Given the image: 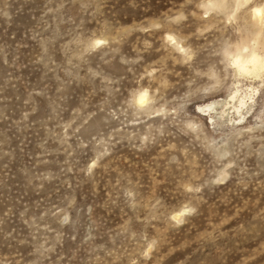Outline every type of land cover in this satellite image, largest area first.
I'll return each instance as SVG.
<instances>
[{"label":"clouds","instance_id":"9594fccd","mask_svg":"<svg viewBox=\"0 0 264 264\" xmlns=\"http://www.w3.org/2000/svg\"><path fill=\"white\" fill-rule=\"evenodd\" d=\"M66 2L60 0L59 7ZM108 2L71 0L95 24L86 23L85 15L71 30L49 26L50 32L37 36L46 42V52L63 53L56 66L61 71L76 79L86 68L89 80L99 79L89 93L95 102H74L70 136L69 128L59 134L70 158L66 172L75 169L81 181L111 173L115 182L109 201L118 202L121 211L130 210L125 223L135 225V230L116 232L109 247L96 244L89 234L83 237V251L66 250L61 217L70 212L75 216L70 193L58 212L40 218L44 231L35 226L32 258L12 251L16 237L9 233L0 238V264H173L165 260L171 233L184 232L190 220L206 210L204 193L214 183L212 175L218 169L226 175L230 170L245 183L257 177V173L249 177L241 164L253 141L264 156V72L257 67L255 78L249 77L233 61L244 65L253 54L264 57V22L256 15V9L264 10V0H247L240 7L236 0H225L221 8L208 7L207 0H121L119 17L109 14ZM229 41L241 45L239 52L235 44L225 50ZM249 89L255 92L251 98ZM56 91L60 103L51 119L62 127L57 118L63 119L64 94L61 88ZM143 93L146 102L140 104ZM224 95L227 101L217 100ZM124 141L145 158L158 148L155 166L145 164L138 170L126 163L117 149ZM210 142L218 149L211 156ZM159 160L166 165L162 167ZM142 172L150 181V192L143 189ZM256 186L264 199V164ZM145 210L144 222L137 224ZM182 212L183 226L174 219ZM255 213L241 228L232 231L230 226L227 234L213 226L212 236H206L194 252L189 249L192 257H186V264H264V203ZM49 220L58 227L52 228ZM71 239L75 241L77 234ZM249 239L255 244H247Z\"/></svg>","mask_w":264,"mask_h":264},{"label":"rangeland","instance_id":"374dc122","mask_svg":"<svg viewBox=\"0 0 264 264\" xmlns=\"http://www.w3.org/2000/svg\"><path fill=\"white\" fill-rule=\"evenodd\" d=\"M59 4L60 0H4L0 3V9H3L0 11V238L9 233L16 237L11 242L12 251L18 249L19 257L26 259L32 258L29 254L33 251L35 226L45 230L40 218L48 219L52 212H58L70 193L76 205L73 209L75 216L70 212L61 217L66 250L74 251L79 247L83 251L86 247L83 237L89 234L95 237L96 244L109 247L116 232L129 228L135 230V225L125 223V213H130V210L125 208L121 211L122 206H118V202L109 201L110 185L115 182L111 173L101 172L94 181H81L75 169L66 172L70 158L64 151V142L59 134L69 128L70 106L74 102H95L96 97L89 93L98 86L99 79L95 82L89 80L85 76L86 68L76 79L67 70L61 71L56 66L62 63L63 53L55 50L46 52V42L37 36L46 30L50 32L49 26L58 27L60 31L71 30L74 22L85 15L89 17L86 23L95 24L90 14L79 12L78 5L71 0L64 3L63 8ZM121 9V0H109V14L119 17ZM233 44L236 48L241 46L229 41L224 45L225 50ZM230 53L227 52L228 55ZM65 81H68L66 85ZM57 88H61L64 94L63 119L57 118L62 127H57V120L51 119L60 103ZM217 100L227 101V95L219 96ZM215 106L212 105L213 108ZM117 149L118 156L138 170L145 164L154 167L159 152L157 148L145 158L127 141L117 145ZM210 149L209 156L218 151L211 142ZM244 151L241 166L247 169L249 177L253 173H257V177L251 183H245L239 173L233 176L229 170L226 175L225 171L218 169L212 175L214 183L209 184L204 193L206 210L190 220L184 232L171 233V251L165 260L186 264V257H192L189 249L194 252L206 236H212L213 226L227 234L230 226L235 231L245 220L255 217V209L264 203L256 186L264 156L259 152L257 141L252 142L251 150ZM158 162L162 167L167 163L164 160ZM139 178L143 189L150 192V181L144 180L143 172ZM184 212L178 218L182 226ZM146 214L145 210L137 224L144 222ZM49 225L58 227L52 220H49ZM73 233L77 234L75 241L71 239ZM17 240L25 243L17 244ZM246 243L254 245L255 240L249 239ZM5 250H8L7 245Z\"/></svg>","mask_w":264,"mask_h":264},{"label":"snow or ice","instance_id":"6c2138e0","mask_svg":"<svg viewBox=\"0 0 264 264\" xmlns=\"http://www.w3.org/2000/svg\"><path fill=\"white\" fill-rule=\"evenodd\" d=\"M208 7L212 8H221L225 5V0H207ZM247 3V0H236L237 7H240ZM256 15L261 17L262 22H264V10L262 9H256ZM169 40L175 43L173 38L170 36ZM97 43H100L99 41ZM234 66L240 68V70L247 76L255 78V69L259 67L260 72H264V57H259L253 54L248 61L245 62L244 65H240L239 61H233ZM252 65V70L250 71L248 69V65ZM255 92L252 89H249V97L251 98L252 95H254ZM147 94L143 93L139 97V103L144 104L146 102ZM243 103V101H242ZM174 219L179 222L177 217H174Z\"/></svg>","mask_w":264,"mask_h":264},{"label":"bare ground","instance_id":"6f19581e","mask_svg":"<svg viewBox=\"0 0 264 264\" xmlns=\"http://www.w3.org/2000/svg\"><path fill=\"white\" fill-rule=\"evenodd\" d=\"M245 46H246V45H245ZM236 49H237V52H239L240 47H238V48H236ZM230 55H232V53H230L229 56H230ZM181 214H182V213H179L176 217H177V218H180V217H181Z\"/></svg>","mask_w":264,"mask_h":264}]
</instances>
